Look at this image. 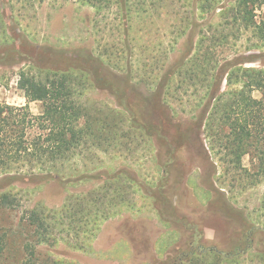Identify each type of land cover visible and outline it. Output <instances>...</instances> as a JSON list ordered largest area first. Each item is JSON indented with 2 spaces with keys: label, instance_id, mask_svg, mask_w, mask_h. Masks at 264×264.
<instances>
[{
  "label": "rangeland",
  "instance_id": "obj_1",
  "mask_svg": "<svg viewBox=\"0 0 264 264\" xmlns=\"http://www.w3.org/2000/svg\"><path fill=\"white\" fill-rule=\"evenodd\" d=\"M108 1L102 3L98 12L82 6L79 0H0V49L11 46L10 36L16 34L18 38L26 37L44 54L32 62H21L18 58L0 64V104L16 108L28 105L18 88L19 75L45 59L64 55L81 59L88 66L95 82L92 86L88 83L85 93L84 99L89 105L114 111L125 120L124 139L118 147L107 151L84 150L74 158L73 167L78 174L96 172L94 174L99 175L95 180L63 186L52 180L0 179V197L7 194L14 201L6 208L0 206V228L8 244L7 254L0 259V264L24 260L33 264L170 263L171 257H177V247L187 244L195 235L190 229L193 224L200 226L205 244L218 247L226 257L233 251L230 242L234 236L243 251L235 264H264L256 257L257 252H264V181L257 185H239L235 182L238 178L235 173L224 174L227 164L220 161L223 153L214 157L208 151L207 155L210 143L205 136L199 130L188 133L202 113V108L191 97L197 89L181 85L173 95L176 100L173 96L168 99L172 113L159 105L154 93L163 71L177 65L182 57L194 54L201 35L228 37L229 46L215 50L218 60L256 55V63L243 68L264 69V48H252L259 44L258 37L246 30L241 21L234 22L236 6L242 0ZM254 2L249 3L248 10L254 12V22L259 25L264 22V0ZM122 6L124 10L129 9L127 25ZM203 11L206 12L204 17L201 16ZM229 23L232 25L228 27ZM125 27L129 28L130 39L134 41L130 81L125 76V53L118 59L114 57L119 71L111 70L98 60V53L102 51L125 52ZM178 82L176 78L175 88ZM227 90L224 82L222 93ZM254 97L259 99L261 94L255 92ZM29 107L35 116L42 113L41 103H31ZM167 118L172 119L175 128L180 126L186 137H178L167 125ZM153 125L158 135L154 134L151 139L148 131ZM171 161V167H163ZM243 167L252 170L249 157L243 159ZM117 171L128 172L139 184H128L131 187L129 198L136 206L134 210H125L101 223L85 251L74 250V235L62 232V226L53 228L56 218L50 216L52 241L50 245H38L34 229L27 224V212L38 207L61 210L71 196L97 192L103 186L104 176ZM162 173L169 177L167 184L170 185L164 193L157 187ZM165 196L169 202L165 201ZM152 197L161 198L166 223L152 207ZM219 199L226 202L222 208L215 206ZM213 201L214 206H210ZM247 234L250 235L248 241Z\"/></svg>",
  "mask_w": 264,
  "mask_h": 264
},
{
  "label": "trees",
  "instance_id": "obj_2",
  "mask_svg": "<svg viewBox=\"0 0 264 264\" xmlns=\"http://www.w3.org/2000/svg\"><path fill=\"white\" fill-rule=\"evenodd\" d=\"M79 2L84 7H92L100 12L102 3L109 1ZM250 2L255 3L254 0H242L238 3L234 22L241 21L246 30L252 31L258 37L259 44L252 48L262 49L264 22L259 25L254 22V12L248 10ZM124 8L122 6V11ZM124 11L126 16L123 17L126 18L127 25L130 18L129 9L126 7ZM203 12L202 17L206 14ZM226 25L229 27L232 24ZM10 38L13 44H16L17 40L20 44H10L11 46L0 49V64L11 63L18 58L21 62H32L44 55L42 50L36 48L26 37L18 38L14 34ZM123 44L125 52L116 51L109 54L102 51L98 53V60L111 70L119 71L114 57L118 59L125 53V76L127 81H130L133 78L131 59L134 41L130 39L128 27L124 30ZM228 46L229 39L226 35H201L194 46V54L182 57L177 65L171 66L163 73L158 70L162 75L154 93L159 105L171 112L168 99H172L181 85L197 89L191 97L196 100L197 106L202 108V113L187 130L188 133L199 130L201 135L205 136L210 143V148L205 149L207 155L208 151L214 157L223 153L220 161L227 164L224 174L235 173L238 177L235 182L239 185H257L264 181V69L243 68L245 65L256 63V55L223 62L218 60L215 50ZM31 70L22 72L18 82V88L23 92L28 105L16 108L0 104V179L52 180L61 182L63 186L95 180L99 175H95L96 172L78 174L73 167L74 158L84 150L94 148L107 151L118 147L124 139L125 120L114 111L94 108L84 99L89 89L88 83L92 86L95 82L88 66L81 59L55 55L54 58L45 59L42 64H35ZM176 78L179 80V86L175 88ZM224 82L229 90L222 93ZM142 83L146 87L145 82ZM237 86L240 87L239 90L234 89ZM255 92L260 93L261 98H255ZM174 99L176 100V97ZM31 103L42 104V113L39 116L31 112ZM167 119V125L175 130L178 137H186V134H182L180 126L176 125L175 128L172 119ZM159 125L162 126L160 123ZM149 130L151 139L154 134L158 135L154 125ZM245 157L251 159V171L243 167ZM172 162H167L163 167H171ZM161 178L157 187L164 193L170 186L167 184L169 177L166 178L163 174ZM130 183L139 185L126 171L109 173L104 176L103 186L97 192L71 196L61 210L52 211L38 207L27 212V224L34 229L38 245H50L52 226L54 228L58 225L63 227L62 232L74 235V250H87L100 230L101 223L123 214L125 210L135 209V204H132L129 198ZM207 194L211 195V191ZM165 197V201L169 202L168 196ZM152 199V207L158 213L159 219L166 223L161 198ZM12 200L9 195L3 194L0 197V206H11L14 203ZM218 201L220 208L226 203L224 200ZM214 204L213 201L210 206ZM227 207L232 210L229 205ZM50 216L57 219L53 220L52 226L48 223ZM190 229L195 231V235L187 244L177 247L176 258L171 257L170 263L164 264H235L243 252L238 246L226 257L222 251L205 244L199 225L193 224ZM249 237L247 234V241ZM7 249L6 235L0 228V259L5 258ZM256 257L264 263V252H257ZM14 264L33 263L24 260Z\"/></svg>",
  "mask_w": 264,
  "mask_h": 264
},
{
  "label": "flooded vegetation",
  "instance_id": "obj_3",
  "mask_svg": "<svg viewBox=\"0 0 264 264\" xmlns=\"http://www.w3.org/2000/svg\"><path fill=\"white\" fill-rule=\"evenodd\" d=\"M180 175H181V173H180ZM179 180H182L181 176H180ZM219 203H220V202H217L216 205H217V206H220ZM232 239H233V240H231L230 245H231V247H233V248H231V249L234 250L235 248H238L239 245H238V241H236V238H235L234 236H232ZM250 243H251V242H250ZM210 247H213L214 249L219 250L218 247H216V246H212V245H211ZM231 252H232V251H231Z\"/></svg>",
  "mask_w": 264,
  "mask_h": 264
}]
</instances>
